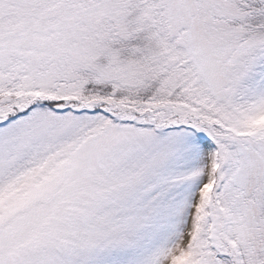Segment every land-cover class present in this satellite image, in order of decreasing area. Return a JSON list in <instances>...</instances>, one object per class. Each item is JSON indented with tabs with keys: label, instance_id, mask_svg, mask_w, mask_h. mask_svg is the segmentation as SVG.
<instances>
[{
	"label": "snow or ice",
	"instance_id": "snow-or-ice-1",
	"mask_svg": "<svg viewBox=\"0 0 264 264\" xmlns=\"http://www.w3.org/2000/svg\"><path fill=\"white\" fill-rule=\"evenodd\" d=\"M0 264H264V0H0Z\"/></svg>",
	"mask_w": 264,
	"mask_h": 264
}]
</instances>
